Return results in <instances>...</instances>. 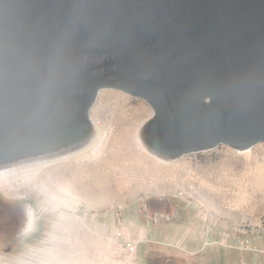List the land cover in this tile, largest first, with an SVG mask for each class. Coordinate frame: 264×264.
<instances>
[{
  "label": "water",
  "instance_id": "95a60500",
  "mask_svg": "<svg viewBox=\"0 0 264 264\" xmlns=\"http://www.w3.org/2000/svg\"><path fill=\"white\" fill-rule=\"evenodd\" d=\"M106 88L160 159L264 143V0H0V169L87 146Z\"/></svg>",
  "mask_w": 264,
  "mask_h": 264
},
{
  "label": "rangeland",
  "instance_id": "374dc122",
  "mask_svg": "<svg viewBox=\"0 0 264 264\" xmlns=\"http://www.w3.org/2000/svg\"><path fill=\"white\" fill-rule=\"evenodd\" d=\"M118 95L134 102L119 103ZM140 107L143 113L136 112ZM90 116L95 132L87 146L6 168L0 195L5 202L31 198L41 231L33 246L0 264H119L125 239L140 241L137 264L154 251L175 254L181 264H264V143L247 150L221 144L163 160L142 138L154 116L144 98L106 88ZM177 190L187 196L175 197ZM190 198L231 222L261 226L254 238L259 252L204 249Z\"/></svg>",
  "mask_w": 264,
  "mask_h": 264
},
{
  "label": "built area",
  "instance_id": "2783aa9c",
  "mask_svg": "<svg viewBox=\"0 0 264 264\" xmlns=\"http://www.w3.org/2000/svg\"><path fill=\"white\" fill-rule=\"evenodd\" d=\"M175 197L180 199L187 196L186 191L177 190ZM189 207L194 210L203 225L204 248L218 245L231 250L259 252L254 246V238L262 231L261 226L244 222H231L219 214L211 211L200 199H188ZM119 231V237H123ZM126 250L119 259V264H137L139 240L125 239Z\"/></svg>",
  "mask_w": 264,
  "mask_h": 264
},
{
  "label": "flooded vegetation",
  "instance_id": "af4514ba",
  "mask_svg": "<svg viewBox=\"0 0 264 264\" xmlns=\"http://www.w3.org/2000/svg\"><path fill=\"white\" fill-rule=\"evenodd\" d=\"M40 231V212L31 198L5 202L0 195V258L29 249Z\"/></svg>",
  "mask_w": 264,
  "mask_h": 264
},
{
  "label": "trees",
  "instance_id": "16d2710c",
  "mask_svg": "<svg viewBox=\"0 0 264 264\" xmlns=\"http://www.w3.org/2000/svg\"><path fill=\"white\" fill-rule=\"evenodd\" d=\"M154 252H157V255H149V257L145 261V264H181L180 258L175 254H169L160 251Z\"/></svg>",
  "mask_w": 264,
  "mask_h": 264
},
{
  "label": "bare ground",
  "instance_id": "6f19581e",
  "mask_svg": "<svg viewBox=\"0 0 264 264\" xmlns=\"http://www.w3.org/2000/svg\"><path fill=\"white\" fill-rule=\"evenodd\" d=\"M120 96L122 97L123 100L122 101L119 100V103L125 104L127 106V105H129V103L134 102V100L128 99L127 97H125L123 95H118V97H120ZM133 108L135 110L136 107H132L131 109L133 110ZM139 111H140V113L141 112L143 113V110L141 107L137 108V110H136V112H139ZM10 167H14V166H10ZM6 168H9V167H5V168L0 169V178L6 176V171H7Z\"/></svg>",
  "mask_w": 264,
  "mask_h": 264
},
{
  "label": "crops",
  "instance_id": "0c3cea01",
  "mask_svg": "<svg viewBox=\"0 0 264 264\" xmlns=\"http://www.w3.org/2000/svg\"><path fill=\"white\" fill-rule=\"evenodd\" d=\"M156 242H158V241H156ZM203 243V242H202ZM169 244L171 245V244H174L173 242H169ZM168 245V244H167ZM175 245V244H174ZM177 246V245H176ZM179 247V246H178ZM211 247V246H210ZM221 247V246H220ZM224 248V247H223ZM205 249V248H204ZM259 258V257H258Z\"/></svg>",
  "mask_w": 264,
  "mask_h": 264
}]
</instances>
